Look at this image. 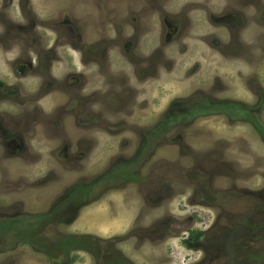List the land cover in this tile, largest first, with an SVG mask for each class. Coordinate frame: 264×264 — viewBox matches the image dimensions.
Wrapping results in <instances>:
<instances>
[{
  "label": "rangeland",
  "instance_id": "1",
  "mask_svg": "<svg viewBox=\"0 0 264 264\" xmlns=\"http://www.w3.org/2000/svg\"><path fill=\"white\" fill-rule=\"evenodd\" d=\"M14 121L26 150L0 143V264H96L81 247L101 264L90 237L136 213L178 237L128 244L132 261L109 250L117 264H264V0H0L1 139Z\"/></svg>",
  "mask_w": 264,
  "mask_h": 264
},
{
  "label": "flooded vegetation",
  "instance_id": "2",
  "mask_svg": "<svg viewBox=\"0 0 264 264\" xmlns=\"http://www.w3.org/2000/svg\"><path fill=\"white\" fill-rule=\"evenodd\" d=\"M49 75H50V72H49ZM40 114H41V111H40L39 107H36L34 109L33 123H35L36 119L39 117ZM10 123H11V121H10ZM10 123L7 122V126ZM158 130H160V129L158 128ZM17 131H18V124L16 121H14V122H12L11 131H8V133L5 135V137H2L3 140L0 138V143L2 141L5 144L11 143V146L13 147L12 150L16 151L19 154V152H24L26 150V147H25L24 141L22 140V137L15 134ZM4 147H5V149L7 148V146H4ZM146 148H147V145H144V142H143V144L138 149L139 153L138 152L136 153V156H135L136 160H134L133 162H131L129 164H125V165H121V166L117 165L115 167V169L113 170L115 176L117 175L120 179H122L124 175L123 176L118 175V173H123L127 170V168H130L132 165H134L138 161V159L142 156V153L146 150ZM120 179H118V180H120ZM141 179L142 178L138 179L136 174H134L133 176L129 177V180L126 183H131V184L136 183V185H138V184H141V182H140ZM106 180H108V178ZM143 180H144V178H143ZM77 182H78L77 184L81 188L89 186V185H85L80 180H77ZM77 184H76V186H78ZM78 189H76L75 191H73L72 193L67 195V200L72 205L69 207L63 208L62 215L59 217V219L64 217V215L66 213L70 212L69 214H71V217H72L71 220H75L76 215H74L72 213V210L74 208H77L76 206L79 204L78 202L82 201V198L84 197V195L81 194ZM115 190H117V189H115ZM115 190H109V188H105L104 193H106V194L108 192L113 193L111 191H115ZM75 193H76V196L78 197V200L76 199ZM130 204L133 205L132 202H130ZM1 209H5V208H1ZM131 209L133 211L136 210V209H134V206H132ZM131 219H132L131 224H127L125 229L123 230V232L121 231V234L112 235V236L108 235L107 237H105L103 239L101 238L102 240H99V238L97 239V237H95V236L90 237L87 234H76V235L75 234H67L66 236L60 235L59 237H61L63 239H69L73 236H83V239H85V237H87V238L90 237L92 239L91 240L92 244L90 246L94 245L95 242L104 243L103 254L101 255V261H102L101 264H117L116 262H114L112 260L110 253H109V250L113 251L115 254L119 255L123 259L130 260L129 257H127V255H126L127 251L130 250V247L128 246V244H134V246H142L143 242L149 241L146 239H154L155 238L157 240V243H158V242L165 241L169 237H176V238L178 237L177 234L171 233V231H172L171 227H173V225L170 224V222H169V224L168 223H164V224L157 223V225H155L153 227V229L148 230L146 227H142L141 220H140L141 216L139 214L136 213L135 215H133L131 217ZM12 221H15V222H13L14 223V224H12L13 227L10 229L14 230L15 225H16V220L14 219ZM59 221H62V220H59ZM166 221H170V219L168 217H166ZM216 228H217L216 225H214V227L211 228L210 232L215 231ZM194 232H195V230L192 233L191 232L186 233L185 237L183 238L184 246H186L190 242H193V243L198 242L203 236H205L208 233V231H205V232L201 231V232H199V236L196 237L195 235H197V234ZM183 234H185V233H183ZM193 236H195V237H193ZM236 237H237L236 235H235V237L233 235H231L230 237L227 238L226 246L229 249H232L231 248L232 247L231 242L233 239H236ZM220 238L221 237L217 236L216 232H214V234H212L211 238L205 240V241H208L210 243H208V245L205 246V248H204V250L206 251V254L208 252V257H207V259H204V260L211 261L217 255H219L218 258H220V255H222V254H220V250H221V247H223V243H222L223 239H220ZM152 241H155V240H152ZM15 243H22V242L15 240ZM80 243H82V242H80ZM82 244H84V243H82ZM218 245H220V246H218ZM79 249H80L79 251L83 252L87 256H91L94 259L96 264H99V261H96V258H98V255H99V251L92 253V251H90L89 248L81 247ZM76 250H78V247ZM130 261H132V260H130Z\"/></svg>",
  "mask_w": 264,
  "mask_h": 264
}]
</instances>
